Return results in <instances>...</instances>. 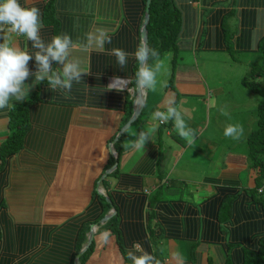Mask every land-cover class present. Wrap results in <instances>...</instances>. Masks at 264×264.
Wrapping results in <instances>:
<instances>
[{"label":"crops","instance_id":"1","mask_svg":"<svg viewBox=\"0 0 264 264\" xmlns=\"http://www.w3.org/2000/svg\"><path fill=\"white\" fill-rule=\"evenodd\" d=\"M19 3L40 9V35L45 41L67 33L79 42L87 32L102 27L111 36V43L105 44L103 51H84L78 46L73 49L72 55L81 60L86 73L81 75L80 83L73 82L68 95L63 90L54 92L42 82L31 88L24 101H10L15 106L36 95L38 101L45 103L32 110L25 148L7 163L5 177H1L8 184L4 198L13 221L48 233L62 227L73 231L102 213L92 200L99 190L114 207L113 217L120 215L122 238L126 241L122 250L116 236L108 231L109 243L101 245L97 230L93 252L85 264H131L127 252L134 242H139L161 264H242L244 252H257L264 236V190L258 192L264 180L256 192L257 170L249 167L247 145L253 130V114L250 121L246 118V112L253 111L257 100L240 85V78H223L216 64H166L163 82L166 84L168 74L171 75V87L158 86L155 92H147L146 110L122 135L119 153L113 146L115 160L108 148L113 136L128 122L122 123L123 107L125 93L133 97L127 88L131 86L136 60L132 52L121 69L113 64L116 58L111 49L119 48L113 37L123 31L130 37L132 50L137 47L143 22L140 24L138 8L141 0ZM174 4L181 18L177 42L180 53L226 54V32L231 28L234 53L259 54L258 47L264 38V0H174ZM0 37L31 50L24 36L5 29ZM28 67L35 72L34 59ZM53 67L60 65L53 62ZM117 77L128 79V85L121 91L109 90L107 86ZM33 80L34 76H29L25 83L31 84ZM228 81L234 83V88L227 85ZM120 84L117 81L115 86ZM170 96L175 98L186 124L195 130L192 143L178 135L174 121H158L155 125L153 113L166 111L165 101ZM11 108L0 109V147L9 134ZM63 114V120L44 123ZM227 116L232 121H227ZM228 124L242 125L244 133L239 140L224 135ZM153 126L155 131L144 149L132 147L136 134ZM112 158L114 163L108 167ZM115 164L112 173L116 175L111 173L103 179L109 181L107 191L103 181L100 185L97 182ZM32 165L39 166L35 168L47 183L48 192L43 196L59 198L53 205L49 201L43 203L42 195L29 191L33 187H22L20 175ZM14 196L32 204V208L27 205L21 209L23 213L28 210L29 217L13 215ZM66 197L69 203L62 204L60 198ZM31 209L34 210L29 214ZM61 210L64 216H58ZM49 214L58 217L47 220L45 216ZM128 228H134V233H128ZM46 244L49 243L38 239L35 261L43 257Z\"/></svg>","mask_w":264,"mask_h":264},{"label":"trees","instance_id":"2","mask_svg":"<svg viewBox=\"0 0 264 264\" xmlns=\"http://www.w3.org/2000/svg\"><path fill=\"white\" fill-rule=\"evenodd\" d=\"M146 0H141L139 3V11L141 12V22L145 13ZM181 18L179 11L176 9L174 0H152L150 6V20L147 26L148 31V46L157 50L160 56L164 53H173L174 57L178 56L179 50L177 42L180 37ZM114 38L115 46L127 51L129 54L135 51L132 50L130 37L127 31L119 33ZM140 41V40H139ZM258 55L261 56L264 62V38L259 44ZM175 64L176 60H172ZM109 64H111L109 62ZM113 64H117L116 61ZM138 65L135 62L132 71L131 86L135 87V72ZM242 84L249 89V91L260 96L261 99L257 104V121L256 129H254L247 137L248 145V162L249 167L257 170L256 176V192L260 188L264 180V64L252 65L250 72L242 79ZM125 104L123 107L125 124L132 115L133 97L125 93ZM39 104H45L37 100L36 95L31 96L27 101L16 104L11 108L8 120L9 134L5 142L0 147V264H74V258L79 253L82 246L87 241V235L91 224H97L110 210V205L106 202L104 196L98 195L94 192L92 200L96 202L102 213L94 215L92 220H86L79 227L74 230L63 228L53 233L41 231L35 227H28L25 225L16 224L8 211V204L4 198V192L8 184L4 183L5 168L8 162L25 148V140L30 130L32 120V110ZM146 110V107L143 111ZM66 116L63 114L59 118L50 117L44 123H53V120H63ZM64 122V121H63ZM115 135L111 139H114ZM123 136L114 144V149L117 153L120 151V145ZM114 163L113 158L110 160L108 167ZM39 166H30L26 169L22 177V187H35L33 179L40 180L37 169ZM30 177H29V175ZM116 175V172L111 176ZM111 178V177H110ZM108 180L102 182V186L108 189ZM108 191V190H107ZM113 201V200H111ZM262 201V200H261ZM120 202V201H118ZM121 203V202H120ZM123 204V203H121ZM264 207V201H262ZM120 215L112 217L105 225L98 227V233L110 231L117 238L118 246L123 250L122 228L120 223ZM126 229L128 233L133 234L134 228ZM41 238L46 241V250L43 257L38 260L35 259V250L37 249L38 239ZM94 242L87 249V251L80 258V264H85L91 253L93 252ZM126 248V247H125ZM31 252V253H30ZM30 253V254H29ZM245 260L242 264H264V236L259 243V250L257 252H244ZM39 257V256H38ZM231 264V263H226Z\"/></svg>","mask_w":264,"mask_h":264},{"label":"clouds","instance_id":"3","mask_svg":"<svg viewBox=\"0 0 264 264\" xmlns=\"http://www.w3.org/2000/svg\"><path fill=\"white\" fill-rule=\"evenodd\" d=\"M43 27L40 9L36 6L25 7L19 0H0V33L5 29L9 33H15L26 37L30 42L31 50L18 46L14 41L0 37V109L14 107L11 100L24 101L28 97L31 88L42 82H46L52 91L63 90L65 95L71 92L73 82L80 83L81 75L86 73L82 68L81 60L72 55L73 49L79 47L81 50L92 49L103 51L105 44L111 43V36L102 27H95L87 32L84 39L74 42L67 33H61L45 41L41 35ZM111 53L116 58L117 65L124 69L127 65L129 53L121 48H112ZM138 65L135 72V87L127 88L134 97L135 105L142 108L147 92H155L158 84L165 87L163 81L158 80V76L166 71L165 60L160 53L149 47L147 43L140 39L135 51L131 54ZM35 60L36 70L30 71L28 64L30 60ZM56 62L60 67H53ZM29 76H34L31 84L25 81ZM121 84L117 88L116 82ZM128 85V79L114 78L113 83L107 87L109 90L121 91ZM87 86V85H86ZM166 111L156 110L153 113L154 119L160 123L174 121V127L178 135L192 143L195 138V130L190 128L181 111L176 107L174 97H169L165 101ZM155 127L149 131H140L136 134V139L132 142L135 149H144V145L150 140ZM244 133L240 124H228L224 129V135L234 140H239ZM259 192V190H258ZM262 193V192H259ZM110 233L104 231L100 233L98 239L101 245L109 243ZM177 257L179 254H176ZM127 258L131 264H161L154 255L146 251L139 242H134L127 252Z\"/></svg>","mask_w":264,"mask_h":264},{"label":"rangeland","instance_id":"4","mask_svg":"<svg viewBox=\"0 0 264 264\" xmlns=\"http://www.w3.org/2000/svg\"><path fill=\"white\" fill-rule=\"evenodd\" d=\"M229 30L230 31L226 32V42H227V45L229 47V51L226 54H210V55L206 56V55L198 53V52L191 53V54H185V53L179 52L178 56L173 58L174 54L167 52V53H164L163 57H161V58L165 60V64H170V66L173 64V62H172L173 59L176 60L175 64H198L199 66H200V64H206V65H210L211 67L215 66V64H216L217 69L219 68L218 70H220L221 76L223 78H225V77L238 78L239 77L240 78V85L243 87L244 85L242 84L241 79H244V77H246V75L250 72V67L252 65H262V64H264V62L262 61L261 56L258 54L254 56V55H249V54L244 55V54L234 53L232 51V44L230 43L231 36H232V30H231V28H229ZM171 57H172V59H171ZM221 65H225V66H221ZM164 76H165V71L162 72V74L160 76H158V80L163 81ZM170 76L171 75L168 74V77L166 78L165 89L166 88L168 89L171 87L172 81L170 82V80H172V79H170ZM227 85L230 86L231 89L234 88L233 82L228 81ZM158 86L160 87L159 84H158ZM243 88L246 90V92H249L248 88H246L245 86ZM169 91L170 90H168V92ZM254 97L257 101L255 103V106L252 107L253 111L248 110L246 112V118L247 119L249 118V116H251L253 114V116H251V117H253V130L257 127V125L255 124L256 121H254V120L257 119L256 109H257V104H258L259 100L261 99L260 96L257 97L256 95H254ZM225 118L227 119V121H232V118H230L229 116H227ZM248 121H250V118ZM155 125H158L157 120L155 121ZM253 130H251V131H253ZM251 131H250V133H251ZM245 148H247L246 144H245ZM29 177H30V175H29ZM32 181L37 186L29 189V191H32L33 193L45 196L46 193L48 192L47 183H45V181L41 180V179L39 181L33 179ZM44 196L42 198H40V197L39 198L41 199V201L43 203L45 201L48 203V201H49L50 205H53V202H55V201L57 202L59 200V198L55 197V196H53V198H52V196H49V198L47 196L46 197H44ZM13 199L15 200V203H16L14 206L13 215L16 217H20V218L21 217H25V218L29 217L30 215L26 216V214L28 213V210L24 211V213H23L21 211V209L26 208L27 205H28V207L32 208V204L31 203L29 204L28 203L29 201L22 202L18 196L17 197L14 196ZM60 199H61L62 204H68L69 203V200H68L69 197L68 198L67 197L66 198H60ZM70 199H72V198H70ZM32 210H34V209H31L29 214H31ZM62 210H61V213L60 212L57 213L58 216L59 215L64 216V213L62 212ZM20 212L23 214H21ZM58 216L49 214L45 217L47 220H52V219H56ZM16 219H18V218H16Z\"/></svg>","mask_w":264,"mask_h":264},{"label":"water","instance_id":"5","mask_svg":"<svg viewBox=\"0 0 264 264\" xmlns=\"http://www.w3.org/2000/svg\"><path fill=\"white\" fill-rule=\"evenodd\" d=\"M151 1L152 0H146V4H145V14H144V18H143V22L141 24V29H140V39L143 38V40L147 43L148 45V31H147V26L150 20V6H151ZM136 83V82H135ZM132 94V93H131ZM146 100V97H145ZM145 107V102L143 104V107L140 108L138 106L135 105V100H133V112L132 115L130 117V119L128 120V122L119 130V132L117 133L116 137L114 138V140L109 144V152L110 155L116 160V154L113 152V146L114 144H116V142L122 137V135L125 133V131L133 124L135 123L140 114L142 113L143 109ZM116 168V164L110 168L109 170H107L102 176L101 178L98 180L97 185H100V183L103 181V179L105 177H107V175L111 174L112 171ZM98 194L103 195L102 191L97 190ZM105 195V194H104ZM106 202L108 204H110L111 206V212H109L105 217H103L97 224H91L90 225V230L89 233L87 235V241L85 242V244L82 246L81 250L79 251L78 254H76L75 258H74V264H80V258L82 257V255L87 251V249L91 246V244L94 241L95 238V234L98 230L99 226H103L105 225L115 214L114 211V207L111 205L110 200L106 197Z\"/></svg>","mask_w":264,"mask_h":264},{"label":"built area","instance_id":"6","mask_svg":"<svg viewBox=\"0 0 264 264\" xmlns=\"http://www.w3.org/2000/svg\"><path fill=\"white\" fill-rule=\"evenodd\" d=\"M263 190H264V185H263V187L261 189H259V192H262Z\"/></svg>","mask_w":264,"mask_h":264}]
</instances>
